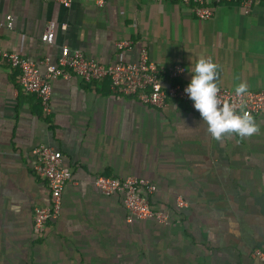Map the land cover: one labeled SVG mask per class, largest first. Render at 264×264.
<instances>
[{
	"label": "crops",
	"instance_id": "obj_1",
	"mask_svg": "<svg viewBox=\"0 0 264 264\" xmlns=\"http://www.w3.org/2000/svg\"><path fill=\"white\" fill-rule=\"evenodd\" d=\"M254 1L248 14L221 3L202 20L171 1L0 0V264H264L250 255L264 250V114L253 118L252 135L216 139L183 102L158 109L117 99L109 79L75 75L53 80L45 113L1 56L55 61L66 46L109 65L136 62L145 47L157 66H184L185 82L205 57L218 66L217 86L259 91L264 0ZM48 22L51 44L41 39ZM40 145L59 151L71 173L42 237L32 226L34 207L50 199L32 171ZM97 176L148 179L156 186L149 204L168 222H127L121 197L102 195Z\"/></svg>",
	"mask_w": 264,
	"mask_h": 264
},
{
	"label": "built area",
	"instance_id": "obj_2",
	"mask_svg": "<svg viewBox=\"0 0 264 264\" xmlns=\"http://www.w3.org/2000/svg\"><path fill=\"white\" fill-rule=\"evenodd\" d=\"M68 5L71 0H58ZM101 7L106 0H91ZM171 1L189 5L193 15L202 20L209 19L212 6L221 3L237 4L244 14H248L254 0H157ZM11 27V19L5 22ZM3 26L0 23V27ZM55 24L48 22L41 36L42 41L53 42ZM123 41L117 44L118 49L127 46ZM5 63L12 69L18 70V83L25 94L35 96L45 113L50 111L51 83L56 79L68 80L75 75L85 82L92 83L109 79L111 91L117 99L134 98L142 104L155 108H164L168 104L183 102L187 107L199 114L193 107V101L184 92L189 81H183L185 67L174 64L168 69L157 66L145 47L138 52L136 62H119L103 65L87 58L78 50L61 48L57 60L48 56L38 60H28L15 52L1 54ZM218 87L217 99L220 105L229 103L235 106L239 113L247 112L253 118L264 114V88L259 91H246L237 95L235 90ZM200 115V114H199ZM35 158L32 171L37 178L45 181L49 190V203L36 206L33 209L32 226L35 234L42 237L49 220L56 219L60 213L61 196L64 186L71 181V173L61 164V153L45 145L35 147L31 151ZM94 187L104 196L119 195L127 212V222L154 220L165 224L168 215L161 210H154L149 204V195L156 191V186L146 178L129 176L113 178L97 176L93 181ZM177 207H185V202L178 199ZM251 257L264 260V250L254 249Z\"/></svg>",
	"mask_w": 264,
	"mask_h": 264
},
{
	"label": "clouds",
	"instance_id": "obj_3",
	"mask_svg": "<svg viewBox=\"0 0 264 264\" xmlns=\"http://www.w3.org/2000/svg\"><path fill=\"white\" fill-rule=\"evenodd\" d=\"M217 67L211 58H199L184 92L193 101V107L198 110L202 121L206 122L207 132L212 137L220 139L231 133L241 137L250 136L258 130L253 117L247 112H237L235 106L229 103L219 104L215 83ZM246 91L247 85L243 82L235 89L237 95Z\"/></svg>",
	"mask_w": 264,
	"mask_h": 264
}]
</instances>
